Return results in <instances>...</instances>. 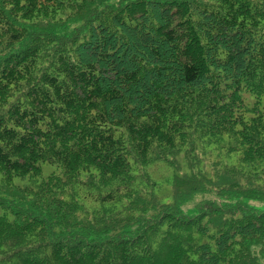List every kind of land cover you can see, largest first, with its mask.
<instances>
[{"label": "trees", "instance_id": "1", "mask_svg": "<svg viewBox=\"0 0 264 264\" xmlns=\"http://www.w3.org/2000/svg\"><path fill=\"white\" fill-rule=\"evenodd\" d=\"M263 257L264 0H0V264Z\"/></svg>", "mask_w": 264, "mask_h": 264}, {"label": "rangeland", "instance_id": "2", "mask_svg": "<svg viewBox=\"0 0 264 264\" xmlns=\"http://www.w3.org/2000/svg\"><path fill=\"white\" fill-rule=\"evenodd\" d=\"M213 159V158H212ZM214 160V159H213ZM42 168H43V177L49 175L54 169L57 170V168L49 163H43L42 164ZM172 172L169 171V170H165L164 168H158L156 169V175H157V178H162V179H165L166 177H168ZM16 182H19V183H22L21 180L17 179ZM164 189V194H163V200L165 201H169L171 200L172 198V194H171V189H168V187L166 185L163 186L162 190ZM170 190V192L168 194H166L168 191ZM192 208H194V206H192L191 208L190 207H187L185 206L184 209L187 210V212H190V213H193L192 212ZM263 262H264V257L262 258Z\"/></svg>", "mask_w": 264, "mask_h": 264}]
</instances>
